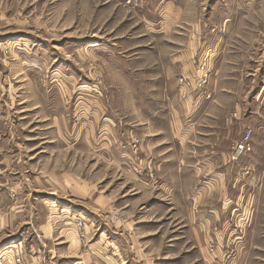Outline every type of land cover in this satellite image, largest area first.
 Returning <instances> with one entry per match:
<instances>
[{"label":"rangeland","instance_id":"obj_1","mask_svg":"<svg viewBox=\"0 0 264 264\" xmlns=\"http://www.w3.org/2000/svg\"><path fill=\"white\" fill-rule=\"evenodd\" d=\"M164 146L218 156L208 240L210 204L148 199ZM128 219L157 264H264V0H0V264H123Z\"/></svg>","mask_w":264,"mask_h":264},{"label":"crops","instance_id":"obj_2","mask_svg":"<svg viewBox=\"0 0 264 264\" xmlns=\"http://www.w3.org/2000/svg\"><path fill=\"white\" fill-rule=\"evenodd\" d=\"M189 103V99L187 103H184L182 105H184L185 107L188 106ZM172 126V125H171ZM174 126H177L174 125ZM171 133H169L170 138H171V144H174V142H176L178 139H182L181 134H177L176 133V127L174 128L173 126L171 127ZM165 137H162L160 139V143H158V145H163V143L168 144V142H166ZM170 141V140H168ZM179 141V140H178ZM155 145V144H154ZM156 147V146H155ZM171 146H164L162 147V149H160L159 151H157L155 159H157L158 164L161 168V171L163 173V176L161 177L160 180V187L158 189V191H156V194H154L152 196V198H148L151 199V202H153V207L157 209L159 208V206H164L163 202H168V206L167 208L171 209L173 207V203L172 202H176V195L177 193H179V196H187V200L189 202H196L199 198V200H201L200 202H203V204L207 205L210 204L212 207L210 209V212L208 215L206 216L204 219L201 218L200 222H202V227L200 225V238H203L204 240H208V231L209 229H211V226L218 224V222H221L220 219H222L221 215H223V210L218 209L217 208V202H222L224 197L223 195L219 192L220 190L217 189L218 185H213V183H206L204 184L203 187H200L198 189V184L201 182H199L200 179H198L197 177L205 174L206 176L210 173L215 174V176L217 177L215 180L218 181L220 180L221 177H219V174L222 175V168H213L211 169V165H217L216 161H215V157L217 158L218 156H214V161L212 159L211 162L207 161V157H204L203 155H200L199 157H195L197 158L196 161L194 162V164H192L193 166H188L189 163H186L185 165H181L178 166L177 162H174L175 159L177 158V154L176 152L172 153L170 150L167 151V149H171ZM165 149V150H164ZM167 151V154H163ZM211 155V154H210ZM171 177H170V174ZM203 176V175H202ZM200 178V177H199ZM161 189L164 191V200L161 199V196L163 197L162 193L160 192ZM198 189V190H197ZM199 191V192H197ZM177 192V193H176ZM187 193V194H186ZM178 196V195H177ZM154 197V198H153ZM147 199V200H148ZM157 204V205H156ZM156 205V206H154ZM209 205H207L206 207H208ZM214 206V207H213ZM62 211H65L64 209ZM221 212V214H220ZM195 217H190L189 218V223L190 225V230L192 231V229H194V227H192V224L194 223V221H197L196 218L194 220ZM131 223H134L133 220L128 219L126 222H124L123 225V240H126L128 242V244H125V247H123V264H157L154 260L149 258L150 253L149 252H145L144 251V246H142L140 243H138L139 241L137 240L139 238L138 236V232L137 230L134 231V228L136 229V227L138 228L137 225H131ZM212 224V225H211ZM210 225V227H209ZM133 226V231H131V227ZM135 226V227H134ZM140 227V226H139ZM206 228V229H205ZM144 229V228H143ZM195 230V229H194ZM157 230H154V232ZM198 231V230H197ZM145 234H149V232L145 233ZM192 235V232H191ZM191 235H189L188 237H192ZM202 236V237H201ZM196 238V235H195ZM10 245H14V247H16L17 244L11 243ZM9 247V248H14ZM159 253V252H158ZM152 261V262H151ZM79 262V261H78Z\"/></svg>","mask_w":264,"mask_h":264},{"label":"built area","instance_id":"obj_3","mask_svg":"<svg viewBox=\"0 0 264 264\" xmlns=\"http://www.w3.org/2000/svg\"><path fill=\"white\" fill-rule=\"evenodd\" d=\"M206 65H207L206 57L200 56L198 58V64L194 66H195V69H197V72L201 74L196 75V76H193V75L189 76V75L183 74L180 76L177 85H178V91H179V94L181 95V98H184V99L190 98L191 97L190 94L192 92H195L197 90H202V88L206 85L207 77L204 73V71L205 72L207 71ZM248 139H249V134L246 135L241 142H239L238 144L234 146V156H233L234 158H237L240 154H242V152L249 149L250 143ZM80 224L81 222L79 220V225ZM215 242L217 245H219L217 240ZM210 251H213L212 247H210ZM16 264H22L20 258L16 259Z\"/></svg>","mask_w":264,"mask_h":264}]
</instances>
